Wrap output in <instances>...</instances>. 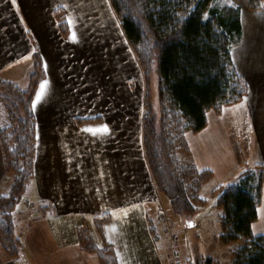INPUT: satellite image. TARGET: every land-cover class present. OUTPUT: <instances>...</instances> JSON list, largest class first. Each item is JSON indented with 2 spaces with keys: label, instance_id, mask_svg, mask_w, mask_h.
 Instances as JSON below:
<instances>
[{
  "label": "crops",
  "instance_id": "obj_1",
  "mask_svg": "<svg viewBox=\"0 0 264 264\" xmlns=\"http://www.w3.org/2000/svg\"><path fill=\"white\" fill-rule=\"evenodd\" d=\"M244 1L232 58L247 94L210 109L205 128L185 133L186 158L212 172L200 191L205 201L246 170H264V0L260 12ZM57 9L65 11L66 37ZM35 48L44 76L33 100L34 177L24 193L32 202L13 212L20 255L10 257L0 241V264H102L81 247L82 228L97 248L112 246L117 264H180L164 238L145 155L146 80L110 0H0V79L26 88ZM5 118L0 105V125ZM11 183L0 144V195ZM252 231L264 236V182Z\"/></svg>",
  "mask_w": 264,
  "mask_h": 264
},
{
  "label": "trees",
  "instance_id": "obj_2",
  "mask_svg": "<svg viewBox=\"0 0 264 264\" xmlns=\"http://www.w3.org/2000/svg\"><path fill=\"white\" fill-rule=\"evenodd\" d=\"M110 3L147 84L143 144L154 182L176 212L192 215L206 203L200 191L212 172L198 170L186 158L185 133L205 128L210 109L220 111L247 94V83L232 58L233 46L242 35L241 10L215 0ZM249 7L261 9L262 0H250ZM55 18L66 37L69 24L65 11L57 9ZM154 72L158 75V117L151 101ZM43 76V60L35 48L26 88L0 79V105L6 115L0 125V144L5 172L12 180L9 194L0 195V241L12 258L20 255L13 212L34 177L33 100ZM263 182L264 170L255 167L243 172L235 183L221 187L216 195V206L221 210L219 241L223 245L240 243L232 250L233 264H264V236H255L252 231ZM103 220L96 218L99 229ZM79 242L86 251H97L102 264H117L112 246L97 248L86 228L79 231ZM199 264L218 262L207 258Z\"/></svg>",
  "mask_w": 264,
  "mask_h": 264
},
{
  "label": "rangeland",
  "instance_id": "obj_3",
  "mask_svg": "<svg viewBox=\"0 0 264 264\" xmlns=\"http://www.w3.org/2000/svg\"><path fill=\"white\" fill-rule=\"evenodd\" d=\"M215 1L222 6L229 5L239 8L245 2L244 0ZM251 10L261 11V9ZM240 44L241 42H238L237 46ZM151 101L153 107L156 108L155 112L157 114L158 76L156 72H154L151 87ZM31 199L27 194L23 195L18 201L16 208L22 207L24 209L28 202H32ZM161 200L160 211L166 216V221H162L163 226L161 228L164 229L167 247L174 248L180 264H199L207 258L216 260L218 264H233L232 250L238 247L240 243L231 245L220 243L219 235L221 230L219 218L221 210L216 206V196L210 197L205 205L192 215H183L176 212L164 195H161ZM172 238L174 241H172ZM167 250L169 251V249Z\"/></svg>",
  "mask_w": 264,
  "mask_h": 264
},
{
  "label": "snow or ice",
  "instance_id": "obj_4",
  "mask_svg": "<svg viewBox=\"0 0 264 264\" xmlns=\"http://www.w3.org/2000/svg\"><path fill=\"white\" fill-rule=\"evenodd\" d=\"M70 23H71V21H70ZM72 38L73 39H76V34H75V32H73V34H72ZM38 99H39V97H38ZM102 130L104 131V132H107L109 129H108V126L107 125H103L102 126ZM88 131H93V129H88Z\"/></svg>",
  "mask_w": 264,
  "mask_h": 264
},
{
  "label": "built area",
  "instance_id": "obj_5",
  "mask_svg": "<svg viewBox=\"0 0 264 264\" xmlns=\"http://www.w3.org/2000/svg\"><path fill=\"white\" fill-rule=\"evenodd\" d=\"M161 218H164V215H162Z\"/></svg>",
  "mask_w": 264,
  "mask_h": 264
}]
</instances>
